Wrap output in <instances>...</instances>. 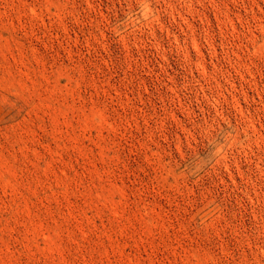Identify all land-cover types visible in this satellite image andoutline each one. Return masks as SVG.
<instances>
[{
    "label": "rangeland",
    "instance_id": "374dc122",
    "mask_svg": "<svg viewBox=\"0 0 264 264\" xmlns=\"http://www.w3.org/2000/svg\"><path fill=\"white\" fill-rule=\"evenodd\" d=\"M0 264H264V0H0Z\"/></svg>",
    "mask_w": 264,
    "mask_h": 264
}]
</instances>
